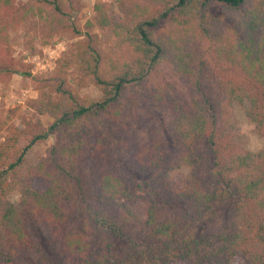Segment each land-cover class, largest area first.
<instances>
[{
  "label": "trees",
  "instance_id": "obj_1",
  "mask_svg": "<svg viewBox=\"0 0 264 264\" xmlns=\"http://www.w3.org/2000/svg\"><path fill=\"white\" fill-rule=\"evenodd\" d=\"M80 4L0 0V85L32 76L10 42L28 20L46 40L85 33L33 79L29 105L52 123L0 144V264H264V146L239 147L232 112L264 129V0L98 3L84 32Z\"/></svg>",
  "mask_w": 264,
  "mask_h": 264
},
{
  "label": "rangeland",
  "instance_id": "obj_2",
  "mask_svg": "<svg viewBox=\"0 0 264 264\" xmlns=\"http://www.w3.org/2000/svg\"><path fill=\"white\" fill-rule=\"evenodd\" d=\"M29 0H17L19 6L25 5ZM117 0H81L80 8L74 14L78 25L84 32L88 21H94L96 12L94 6L98 3H116ZM101 37V42L107 48V33L98 26L94 29ZM45 24L39 19H30L18 29L11 31L10 42L12 55L19 63L26 65L31 71V77L15 75L7 84L0 85V124H6L0 132V144L8 139L10 125L21 128L32 119H41L45 125H50L52 120L48 117L37 116L30 101L38 98V91L34 85V77L45 76L52 73L56 62L61 57L72 51L79 41L85 39L82 36L62 34L61 36L46 40ZM72 86L86 103L97 102L101 98V90L95 83H89L85 88L78 86L77 79L72 76ZM247 106L235 105L232 108L236 122L239 147L243 150L258 152L264 146V129L259 130L246 116ZM149 122V120H147ZM146 121V122H147ZM53 139L36 145L31 154L35 161L44 159L51 148ZM188 170L182 169L175 175V179L181 185L187 180ZM18 196L15 194L13 200L16 202ZM141 218L145 219L146 210L142 204L135 206ZM233 264H237L234 261Z\"/></svg>",
  "mask_w": 264,
  "mask_h": 264
}]
</instances>
